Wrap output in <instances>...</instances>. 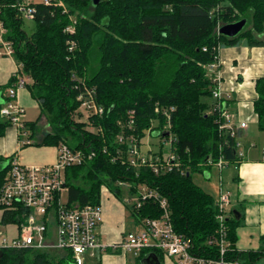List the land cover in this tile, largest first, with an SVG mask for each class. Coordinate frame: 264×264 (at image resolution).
Masks as SVG:
<instances>
[{
    "label": "trees",
    "instance_id": "16d2710c",
    "mask_svg": "<svg viewBox=\"0 0 264 264\" xmlns=\"http://www.w3.org/2000/svg\"><path fill=\"white\" fill-rule=\"evenodd\" d=\"M21 0H0V18L13 42L15 58L27 78V87L40 106L37 120L28 121L31 137L38 136L45 118L49 129L42 133L43 144L64 142L73 149L95 152L92 158L66 169L68 206L101 204L107 186L122 195V181L131 183L130 195L141 185L155 189L168 201L177 231L192 238L196 250L216 257L218 246L210 245L219 223L214 197L197 184L193 174L203 171L210 159L224 156L238 159L236 139L219 129V113L212 112L214 82L207 65L220 48L245 43L264 45V0H52L34 2L36 29L29 34L24 16L16 4ZM251 20L237 36L219 33L217 26ZM75 22V31L67 27ZM77 47L69 49V41ZM206 48V49H205ZM96 61L97 64H94ZM7 85L0 86L5 88ZM83 82L95 89L102 114L83 112L78 96ZM258 97L254 109L258 126L264 130V76L256 79ZM131 120L133 122L131 123ZM9 120L0 119V136ZM91 125L94 130L88 128ZM135 135L140 149L146 137L174 136L171 149L179 156L180 169L157 174L147 166L129 160V141L120 135ZM148 138V137H147ZM163 156L162 147L154 151ZM0 158V180L8 166ZM4 162V164H2ZM128 196V194H127ZM126 202L136 224L163 213L160 202L146 200L140 207ZM13 212L4 211L3 222H22ZM233 212L227 217L228 235L236 247L241 224ZM150 253L163 260L158 249H145L138 264ZM264 250H238L231 260L257 264ZM67 250L34 247L0 249V264H72Z\"/></svg>",
    "mask_w": 264,
    "mask_h": 264
},
{
    "label": "built area",
    "instance_id": "2783aa9c",
    "mask_svg": "<svg viewBox=\"0 0 264 264\" xmlns=\"http://www.w3.org/2000/svg\"><path fill=\"white\" fill-rule=\"evenodd\" d=\"M50 4L52 0H44ZM16 6L22 12L24 18H34L36 7L33 0H21ZM1 14V5H0ZM75 22L67 27V31H75ZM7 28L0 18V55L15 58L13 42L6 39ZM77 47L75 40L69 41L70 51ZM206 49V48H205ZM209 76L214 82L212 112L219 113V129L227 131L236 139V148L239 163L244 152L240 149L237 140L238 129L247 126L241 122L238 126L233 120V113L228 109L227 103L231 99L230 93H225L222 88L221 60L217 53L216 59L207 65ZM27 78L22 73V67L13 76V81L5 88H0L3 102L0 104V115L17 127L21 144L27 145L34 142L31 137L32 130L25 118L26 108L19 101V91L26 87ZM78 99L81 108L89 114H102L104 108L96 100L95 89L83 82ZM133 120H131V123ZM151 136L149 135L147 140ZM174 136L165 137L163 141L170 145L167 156L155 155L149 148L146 152L140 149L138 138L133 134L126 138L120 135V141H129L128 160L134 166H147L155 173H165L181 168L179 156L171 149ZM95 152L87 153L83 149H73L67 143L58 145V158L53 164L26 165L17 155L7 158L8 169L0 180V209L13 212L15 217H24L21 222H3L6 226L16 225V234L10 238L0 230V249L34 247L37 249L67 250L71 252L73 264H85L88 255H94L97 248L104 249L99 236V225L102 221L103 211L101 204H87L68 206L63 201L64 191H68L66 169L72 165L81 164L88 158H92ZM264 154V148H263ZM232 161L224 156L218 160L210 159L206 166L216 165L223 170ZM222 179V177H220ZM123 187H131L128 181H122ZM103 190H110L107 186ZM102 190V191H103ZM154 199L160 202L163 213L157 218H146L140 228L128 231L122 241L116 244L114 249H122L135 255L149 249H158L166 258L174 259L177 264H243L240 261L231 260L229 254L234 252L235 246L228 235L227 217L231 212L232 192L225 189L220 183L219 198L216 201L219 223L218 234L209 239L208 244L218 246L216 257L200 254L193 243L192 238L176 230L171 218L168 201L155 189L148 185H141L138 194H128L130 203H137L140 207L146 200Z\"/></svg>",
    "mask_w": 264,
    "mask_h": 264
},
{
    "label": "crops",
    "instance_id": "0c3cea01",
    "mask_svg": "<svg viewBox=\"0 0 264 264\" xmlns=\"http://www.w3.org/2000/svg\"><path fill=\"white\" fill-rule=\"evenodd\" d=\"M219 56L222 88L225 93L232 95L227 107L233 113V120L238 126L241 122L247 123L246 127L238 129L237 135L244 157L239 163L232 162L225 167L228 170L231 165L234 166L232 179L236 188L235 194L231 191L232 202L236 200L234 210L241 213L242 219L236 231V247L245 251L264 250V130L258 126L254 109V102L258 97L256 79L264 76V45H227L220 48ZM18 69L16 58L0 55V86L7 85ZM19 101L26 111L39 105L27 86L20 89ZM2 102L0 95V104ZM26 120L33 121L28 117ZM41 136L42 133L33 137V143L22 145L17 127L9 125L5 134L0 136V158L7 159L17 155L26 165L55 163L58 158V146L43 144ZM210 175L208 173L206 178L209 179ZM101 206L103 217L99 225V236L105 248L95 249L94 255L87 256L85 264H138V255L132 253L130 256L129 252L113 247L122 241L128 231L140 228V224H136L130 213L133 221L128 225L129 209L119 196L110 190L102 191ZM234 210L232 208V211ZM161 264L177 263L174 259L163 257ZM257 264H264V256Z\"/></svg>",
    "mask_w": 264,
    "mask_h": 264
},
{
    "label": "rangeland",
    "instance_id": "374dc122",
    "mask_svg": "<svg viewBox=\"0 0 264 264\" xmlns=\"http://www.w3.org/2000/svg\"><path fill=\"white\" fill-rule=\"evenodd\" d=\"M34 2H43L44 0H33ZM251 23V20L248 19L247 21V25L249 26ZM222 25V22L219 23V26H217V30H219V27ZM37 26V22L35 20V18H25L24 19V29L29 33L32 34L34 32V30L36 29ZM94 64H97L96 61L94 62ZM83 112V117L81 118L82 121H85L88 119L89 117V113L87 111H85L83 108L80 109ZM40 106L37 104L34 107L28 108L25 114V117L31 119V120H37L40 116ZM1 117V115H0ZM3 118V117H2ZM39 127H40V132L42 130V132H45L44 130L49 129V126H47L46 124V120L45 118H42L39 122ZM88 128L91 130H94V128L91 125H88ZM39 132V134H40ZM151 136V135H150ZM148 137V136H147ZM147 137L145 139L146 144L144 146L143 151L146 152L149 148H151L153 151H158L161 147L163 150V154L165 156L168 155V153L170 152V145L169 144H163L162 146L160 145V139L155 137V136H151L148 140ZM263 148H264V144H263ZM207 168H204L203 171H197L193 174V179L194 181L199 184L200 186H202L205 190H207L213 197L214 199L217 201L219 198V193H220V183H223V186L225 189H228L230 191L233 192V194H235V188L236 185L235 183H233V174H234V166L231 165V167L227 170V168H225V170H220L218 169V167L216 165L211 166L210 168H208L209 166H206ZM211 169V170H210ZM231 171V174H229V172ZM210 173V178H206L207 174ZM222 177V179L220 178ZM103 192H105V190H103ZM127 194L128 193V187H123V191H122V195L119 196V199L121 201H123L128 210V215H127V223L128 225H131L133 218L132 216H130V208L127 205L126 202V198H127ZM136 196V195H135ZM234 198V196H233ZM63 201H68V191H64L63 193V197H62ZM131 204V203H130ZM233 210L236 209V200H233L232 205H231V212ZM230 212V213H231ZM4 211L2 209H0V230L4 231L6 233V235L10 238L12 235L16 234V225H8L6 226L3 221H2V216H3ZM229 213V215H230ZM234 214V213H233ZM235 216V215H234ZM237 247H235L236 249ZM239 250V249H238ZM130 256H132L133 254L130 253ZM73 264V263H72Z\"/></svg>",
    "mask_w": 264,
    "mask_h": 264
},
{
    "label": "water",
    "instance_id": "95a60500",
    "mask_svg": "<svg viewBox=\"0 0 264 264\" xmlns=\"http://www.w3.org/2000/svg\"><path fill=\"white\" fill-rule=\"evenodd\" d=\"M101 0H93V3L97 5ZM247 18H241L237 21L225 23L219 27V33L234 37L237 36L247 25ZM235 217L239 219L241 217V213L238 210L233 211ZM160 259L156 253H151L144 260L143 264H159Z\"/></svg>",
    "mask_w": 264,
    "mask_h": 264
}]
</instances>
